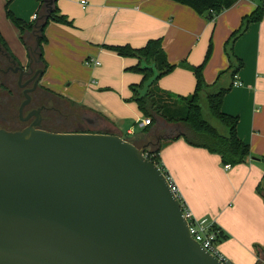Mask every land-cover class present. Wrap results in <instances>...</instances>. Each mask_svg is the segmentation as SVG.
I'll return each instance as SVG.
<instances>
[{"label":"crops","instance_id":"0c3cea01","mask_svg":"<svg viewBox=\"0 0 264 264\" xmlns=\"http://www.w3.org/2000/svg\"><path fill=\"white\" fill-rule=\"evenodd\" d=\"M8 1L16 17L32 22L33 15L41 13V0H0V33L12 53L27 63L28 48L7 15ZM86 1L85 7L80 0L57 1L61 13L73 24L51 21L46 27L43 50L47 67L41 80L58 85L69 81L72 87L64 91L83 98L82 93L87 95L88 91L73 85L96 79L104 100L96 103L85 98L83 106L105 117L104 130L123 138L126 133L125 139L146 147L145 151L160 147L161 163L186 206L200 224L214 225L222 231V254L234 264H258L264 259V254L257 252V246L264 248V18L250 23L233 44L243 66L225 94L222 108L239 117L237 132L250 144L251 155L244 163L230 164V168L225 167L219 154L207 148L193 146L182 137L169 139L173 126L163 118L141 125L144 113L130 99L131 86L141 84L144 75L127 70L139 59L121 56L110 47H142L150 39L161 38L171 63L200 65L212 42L213 51L203 74L206 82L213 84L230 66L227 40L241 26L243 17L263 0H238L214 20L175 0ZM93 58L100 64L87 63ZM157 85L189 95L195 90L196 77L191 70L178 66L162 76Z\"/></svg>","mask_w":264,"mask_h":264},{"label":"water","instance_id":"95a60500","mask_svg":"<svg viewBox=\"0 0 264 264\" xmlns=\"http://www.w3.org/2000/svg\"><path fill=\"white\" fill-rule=\"evenodd\" d=\"M55 2L35 23L29 65L42 62ZM145 149L111 133L0 128V264H224L192 237Z\"/></svg>","mask_w":264,"mask_h":264},{"label":"trees","instance_id":"16d2710c","mask_svg":"<svg viewBox=\"0 0 264 264\" xmlns=\"http://www.w3.org/2000/svg\"><path fill=\"white\" fill-rule=\"evenodd\" d=\"M54 8L40 32V43L42 52V63L47 67L44 58L43 44L47 42L45 29L51 21L72 25L73 22L66 15L61 13L57 6ZM193 7L200 14H205L210 20L223 10L232 7L238 0H175ZM46 0H41V13L45 12ZM7 15L20 30L23 43L28 47L33 36L35 23L38 21L26 22L16 17L9 9L7 3ZM264 18V0L252 13L243 17L241 26L232 33L225 44V50L230 59V66L222 71L213 84H208L204 78L203 70L205 63L213 51L212 42L209 45L205 61L200 65H192L188 61L173 64L168 60L167 54L162 45L161 38L150 39L142 47L131 45H115L110 49L119 55L133 56L139 59V63L129 67L127 70L142 73L144 81L141 84L131 86L133 96L130 100L138 104L139 109L144 113L145 118L151 119L152 124L158 118H163L172 124L173 130L169 139L184 138L189 144L197 147H204L222 157L225 164L237 165L247 161L251 155L250 144L242 140L237 132L239 117L226 113L223 110V100L226 93L233 87V81L238 71L243 66L233 49L234 41L242 35L250 23L260 22ZM0 41L9 51V47L0 33ZM181 66L191 70L196 77V87L189 95H180L166 91L157 85L158 80L172 72L176 67ZM151 125V124H150ZM160 147L146 150L147 156L162 167L168 175V170L161 163L159 155ZM260 190V187H258ZM219 233V241L222 239V231L213 226ZM258 255L264 254V248L257 246ZM260 263V262H259ZM258 263V264H259Z\"/></svg>","mask_w":264,"mask_h":264},{"label":"flooded vegetation","instance_id":"af4514ba","mask_svg":"<svg viewBox=\"0 0 264 264\" xmlns=\"http://www.w3.org/2000/svg\"><path fill=\"white\" fill-rule=\"evenodd\" d=\"M36 40L33 34L28 47H35ZM42 64L35 60L31 65L23 63L0 41V128L19 131L33 126L51 132L107 133L104 130L106 119L98 112L86 106L64 112L45 98L44 90L49 89L41 85L42 78L38 80V69H44ZM27 95L30 101L24 105ZM15 103L17 107L12 113L11 107ZM63 124L68 127L59 128Z\"/></svg>","mask_w":264,"mask_h":264},{"label":"rangeland","instance_id":"374dc122","mask_svg":"<svg viewBox=\"0 0 264 264\" xmlns=\"http://www.w3.org/2000/svg\"><path fill=\"white\" fill-rule=\"evenodd\" d=\"M8 23H10V25H11V22H8ZM95 80L96 79H93L91 81H83V82H79V83L73 85V86H78L83 91H84V89H86L88 91L87 95L82 93L83 98H81V97L76 98V97L72 96L71 94L66 93L64 91L65 89L67 90V88L72 87V84L70 85L69 81H67L64 84L58 85V84H55V83H52L49 81L47 82V81L43 80V81H41V85H43L44 88L49 89V90H44L45 91L44 92L45 98L48 99L49 102H52L55 105L62 108L64 110V112H69L70 109L76 110V111L78 109H84V106H82V105L85 104V102H86V101H84L85 98H86L85 100H91V101H94L96 103L102 102L104 100V98H103L104 96L99 94V91L97 89V88H99V85H98V83L97 84L95 83ZM52 91H54V92H52ZM60 91L61 92L64 91V92H62V94L56 93V92H60ZM51 93H54V95H52ZM92 95H95V97L90 98V96L92 97ZM20 99H21V97H20ZM18 100H19V97H18ZM16 107H17L16 103L13 105V107H11L12 113H14ZM67 127H68V125H66V124L59 126V128H67ZM124 137L127 138L126 133H124ZM220 242H222V240ZM263 260L264 259H261L260 263Z\"/></svg>","mask_w":264,"mask_h":264},{"label":"built area","instance_id":"2783aa9c","mask_svg":"<svg viewBox=\"0 0 264 264\" xmlns=\"http://www.w3.org/2000/svg\"><path fill=\"white\" fill-rule=\"evenodd\" d=\"M81 4L85 7L87 6V1L86 0H80ZM39 17L38 14H34L33 15V20H37ZM87 63H94L95 65H99L100 61L98 59H89L87 60ZM238 85H241V83H238ZM152 124L151 119L149 118H144L141 121V125L142 126H147ZM226 168H230L231 165L230 164H226L225 165ZM170 179V177H169ZM171 183H172V187L174 189V191L177 193V195L180 198V201L182 203L183 209H184V213H185V217L188 221V225H189V230L190 233L192 235V237L198 241L206 250H208L211 254H213L214 256H216L220 261H222L224 264H234L232 262H230L223 254L222 252L219 250V233L218 231H216L214 229V225H202L198 222V220L196 219V217L194 216L192 210L186 206V204L184 203V201L182 200L179 191H178V187L172 182V180L170 179Z\"/></svg>","mask_w":264,"mask_h":264}]
</instances>
